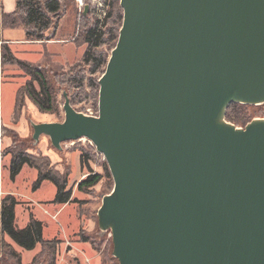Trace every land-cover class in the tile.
Instances as JSON below:
<instances>
[{
  "label": "water",
  "instance_id": "obj_1",
  "mask_svg": "<svg viewBox=\"0 0 264 264\" xmlns=\"http://www.w3.org/2000/svg\"><path fill=\"white\" fill-rule=\"evenodd\" d=\"M98 113L64 94L31 123L60 149L86 138L113 180L97 210L117 264H264V0H119ZM84 7V13L87 11Z\"/></svg>",
  "mask_w": 264,
  "mask_h": 264
},
{
  "label": "rangeland",
  "instance_id": "obj_2",
  "mask_svg": "<svg viewBox=\"0 0 264 264\" xmlns=\"http://www.w3.org/2000/svg\"><path fill=\"white\" fill-rule=\"evenodd\" d=\"M60 2L61 8L54 19L55 34L51 40L45 43L21 40L22 28H15V31L8 32V35L3 31L4 37L12 38L13 41L11 40L9 46L16 57L40 65L44 69L54 87L56 99L55 111L41 112L29 99L24 98V106L19 112L18 122L10 123L5 127L8 131L12 130L16 135V140L23 143L28 153L45 156L52 169L66 176V188L72 189V197L77 201L63 205L53 203L56 187L48 180L33 190L32 182L37 172L26 164L21 167L15 178L11 179L8 171L10 155H4L3 149L6 145L10 149L13 144L6 133L0 132L5 140L1 139L0 145V165L4 169L0 176V191H3L0 197L13 194L19 202L14 208V227L24 228L31 214L41 222L43 238L54 239V244L58 249L56 256L49 258L46 254L39 253V244L31 250L23 249L6 234L4 241L10 245V248L7 247L0 252V264H51V262L53 264H101L105 256H110L112 260H106L104 264H115L110 232L101 230L97 223V210L102 197L113 187L111 174L107 176L104 172L105 160L102 154L98 153L86 138L64 141L60 149L53 147L46 135H40L38 141L34 142L31 137V123L61 121L64 116L62 110L64 94L75 110L97 115L99 87L92 86L93 81L89 78L97 81L106 65L94 75L89 74L88 64L82 61V53L86 44L82 42V37L79 35L96 19L103 20V30L107 31V34L104 36V42L95 49V52L105 55L108 59L117 40L110 28L115 30L121 26L122 8L119 0H60ZM100 3L102 6L99 5ZM85 5L88 7L86 13H84ZM103 11H105V16H103ZM119 16H121L120 21ZM4 41L7 40H1L0 46ZM27 78L14 66L4 68L1 90L4 111L7 115L12 110L17 88ZM251 106L254 110L253 118H264V103ZM80 153L86 155V159L88 158L83 167L79 163ZM89 170L101 173V180L87 190L78 191L76 183ZM82 238L87 242L82 241ZM82 247H85L84 250H80ZM11 250H14L17 256L14 257ZM18 256L20 257L19 263L16 260Z\"/></svg>",
  "mask_w": 264,
  "mask_h": 264
},
{
  "label": "trees",
  "instance_id": "obj_3",
  "mask_svg": "<svg viewBox=\"0 0 264 264\" xmlns=\"http://www.w3.org/2000/svg\"><path fill=\"white\" fill-rule=\"evenodd\" d=\"M61 8L60 0H16L15 8L11 12L0 13V26L2 29L22 28L24 31V40L29 42L45 43L53 38L56 29L54 19L58 15ZM108 16V15H107ZM121 16H119V21ZM96 19L91 26L85 28L80 33L82 42L86 44V48L82 53V61L89 66V74L94 75L102 69L107 62V57L101 53H96L97 49L103 42L107 31L103 30L104 21ZM116 23V22H114ZM120 27V26H119ZM118 28L113 31L114 37H118ZM0 65L2 71L6 66H14L18 71L27 76V80L22 83L16 90L14 98V106L12 112V123L18 122L19 112L24 106V98L29 101L41 112H53L56 110L55 90L51 85L47 73L44 69L35 63L20 59L14 55L9 44L2 42L0 46ZM91 77V76H90ZM92 86L99 87L97 81L89 78ZM71 104V103H70ZM251 105L240 103H230L225 112V119L234 125H245L254 116V110ZM0 132L6 133L9 140L12 142L10 149H3V154H9L8 171L11 179L21 170V167L26 164L36 170L37 176L32 182V189L36 190L44 181H51L55 187V196L52 199L53 203L65 204L71 201H77L72 197V189H67V178L62 174H58L56 170L50 167V162L45 156H37L28 153L22 142L16 140V135L12 130H7L5 125H2ZM0 141L4 137L0 135ZM2 139V140H1ZM5 141V140H4ZM88 159V158H87ZM86 155H79L80 166L83 167L86 163ZM104 172L110 176L106 163L103 164ZM102 178L101 173L89 172L76 183L78 191H84L96 185ZM18 200L13 194H6L0 200V252L4 251L10 245L4 241V235H8L14 243L23 249L31 250L37 244L40 245V254H46L51 258L58 252L54 239H44L42 236L41 222L29 214L27 224L22 229L14 227V208L18 204ZM87 242L86 239H81ZM11 254L15 257L17 254L11 250ZM105 256V254H104ZM109 258V259H108ZM20 257H16L19 263ZM35 260V258H34ZM106 260L111 261L110 256H105L102 259L104 264ZM115 264H117V261ZM51 264H53L51 262Z\"/></svg>",
  "mask_w": 264,
  "mask_h": 264
},
{
  "label": "crops",
  "instance_id": "obj_4",
  "mask_svg": "<svg viewBox=\"0 0 264 264\" xmlns=\"http://www.w3.org/2000/svg\"><path fill=\"white\" fill-rule=\"evenodd\" d=\"M15 1L16 0H0V13L1 12H11V11H13L14 8H15ZM0 30H1L0 41L1 40H7V41H4V42H7L8 44H10L12 38L4 37L3 34H4V32H6L5 33L6 35H8V32H11L12 33V32L15 31V28L14 29H4L3 30L1 28V26H0ZM20 39L21 40L24 39V32L23 31L21 32ZM3 76H4V70L2 71V68H1V65H0V128H1L2 125H5L6 126V125L12 123L11 117H12V112H13V107H12V110H11L10 114H8V115L4 111V100H3L2 90H1V87H2L1 84H2V81H3ZM13 106H14V103H13ZM0 145H1V141H0ZM0 161H1V159H0ZM3 170L4 169L0 165V176H2V171ZM0 192H1V195L0 196H2L3 195V191H0ZM0 200H1V197H0ZM84 248L85 247H82V248H80V250H84Z\"/></svg>",
  "mask_w": 264,
  "mask_h": 264
},
{
  "label": "built area",
  "instance_id": "obj_5",
  "mask_svg": "<svg viewBox=\"0 0 264 264\" xmlns=\"http://www.w3.org/2000/svg\"><path fill=\"white\" fill-rule=\"evenodd\" d=\"M100 6H102V4L100 3L99 4ZM103 16H105V11H103ZM100 19V18H99ZM86 114V113H85ZM88 115H91V114H88Z\"/></svg>",
  "mask_w": 264,
  "mask_h": 264
}]
</instances>
